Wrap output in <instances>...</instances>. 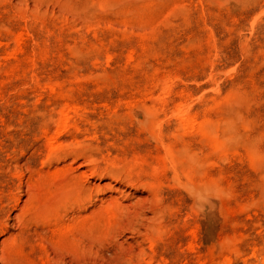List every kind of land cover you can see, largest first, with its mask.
I'll list each match as a JSON object with an SVG mask.
<instances>
[{
  "label": "rangeland",
  "instance_id": "1",
  "mask_svg": "<svg viewBox=\"0 0 264 264\" xmlns=\"http://www.w3.org/2000/svg\"><path fill=\"white\" fill-rule=\"evenodd\" d=\"M50 139L71 154L47 168ZM16 158L114 204L0 234V264H264V0H0V181Z\"/></svg>",
  "mask_w": 264,
  "mask_h": 264
},
{
  "label": "bare ground",
  "instance_id": "2",
  "mask_svg": "<svg viewBox=\"0 0 264 264\" xmlns=\"http://www.w3.org/2000/svg\"><path fill=\"white\" fill-rule=\"evenodd\" d=\"M182 107V106H181ZM184 109V108H183ZM66 109H61L58 125L60 128L64 129L69 125V119L66 116ZM186 112V111H185ZM186 113H183L180 117L184 120L186 119ZM200 130L205 134L206 139L208 138L211 143L217 144L220 141V136L218 135L216 125L212 123L209 119H203L200 125ZM44 133L48 131V126L43 128ZM46 152L44 158L42 159L43 166H50L54 161L59 162L61 160L67 159L71 154L67 150V146L57 140L47 141L44 144ZM168 155L173 159V163L183 164L184 170L187 172L192 171L193 163L185 155L179 156L175 155L172 149L168 150ZM76 159V157H74ZM77 160V159H76ZM34 163L32 161H27L25 164H19V158L13 161H5L1 165V169L12 175V178L3 176V180L0 181L1 185L9 186L10 183L14 185L12 189L7 190L6 193L0 196V234L6 236L2 239L1 245L4 249L10 251L18 247V240L20 237H28L31 231L43 221H50L59 227V231L63 233L71 232L69 224L66 225L65 218L67 216L66 212L70 204H72V212L77 215V223L80 226L88 225L87 221L84 220V216L80 215L83 210L87 209V204L95 205L93 211H98L97 216L101 214L105 215L109 213L111 207L113 206V199L111 198L107 205L103 204L97 205L93 203V198L90 193V185H82L77 188L72 186L76 175L70 174L69 168L66 171L55 168L54 170H46L45 172L38 173V176L34 179L33 168ZM71 167V166H70ZM25 169H27L30 174L26 176ZM94 172H98L95 170ZM55 173V174H54ZM84 174V172H82ZM81 173V174H82ZM63 174V175H61ZM44 178V179H42ZM203 192L201 197L205 201L206 205L210 209H214V189L210 181L203 183ZM98 187V186H97ZM151 189V188H150ZM1 191H4L0 188ZM99 191V190H98ZM25 197V199H23ZM101 201V199L96 198ZM95 199V201H96ZM22 204L20 205V203ZM19 209V212L15 213L13 216V223H9V218L13 210ZM159 223V218L155 221ZM12 226H16L19 229L17 234L9 233ZM150 230L154 231V226L150 224ZM86 226L82 227L84 230ZM150 244L153 246L155 244V239L151 233L149 237ZM8 253L1 252V257L5 258ZM212 254V252H211Z\"/></svg>",
  "mask_w": 264,
  "mask_h": 264
}]
</instances>
